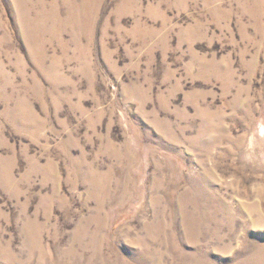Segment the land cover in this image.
<instances>
[{
    "label": "rangeland",
    "instance_id": "obj_1",
    "mask_svg": "<svg viewBox=\"0 0 264 264\" xmlns=\"http://www.w3.org/2000/svg\"><path fill=\"white\" fill-rule=\"evenodd\" d=\"M0 264H264V0H0Z\"/></svg>",
    "mask_w": 264,
    "mask_h": 264
}]
</instances>
